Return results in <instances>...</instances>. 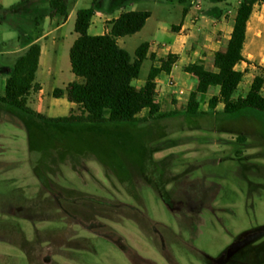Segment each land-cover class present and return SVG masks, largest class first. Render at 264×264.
<instances>
[{"label":"rangeland","instance_id":"rangeland-1","mask_svg":"<svg viewBox=\"0 0 264 264\" xmlns=\"http://www.w3.org/2000/svg\"><path fill=\"white\" fill-rule=\"evenodd\" d=\"M191 1L127 4V11H150L151 17L120 46L135 56L144 42L171 45L173 25L184 22ZM199 1L202 14L215 10L214 0ZM114 2L101 0V7ZM238 5L218 4L226 24L216 36L220 46L227 43ZM38 7L20 15L0 11V96L8 77L4 67L13 63L7 52L23 36H39L49 27L36 19L45 3ZM75 18L54 34L65 39L51 46L47 73L41 68L36 75L47 99L32 104L40 103L51 118L68 115L54 89L81 81L69 58L78 36ZM15 19L21 20L18 27ZM252 50L248 44L246 53ZM207 63L210 68L212 61ZM151 66L144 61L140 80ZM250 80L243 79L236 97L247 93ZM215 94L212 88L202 95L198 115L186 114L182 103L170 117L100 130L74 126L64 132L43 124L35 128L34 148L22 118L7 111L19 124L0 122V264H264V113L228 117L223 104L210 107ZM163 105L166 110L170 103ZM147 116V110L140 114ZM170 194L184 200L175 210L165 202Z\"/></svg>","mask_w":264,"mask_h":264},{"label":"trees","instance_id":"trees-1","mask_svg":"<svg viewBox=\"0 0 264 264\" xmlns=\"http://www.w3.org/2000/svg\"><path fill=\"white\" fill-rule=\"evenodd\" d=\"M30 0H20L9 8L15 12ZM91 6L77 11L75 32L78 37L74 41L70 52L72 72L81 79L69 83L65 90L56 88L55 98L67 94L70 102L78 105L80 113L71 112L67 116L48 117L29 106V97L33 92L41 89L36 82V75L40 65L41 45L33 43L20 56L14 66L5 67L7 74L5 94L0 96V107L13 115L20 116L30 132L31 147H37L39 141L35 128L46 124L60 131L71 130L74 126L99 129L108 125L124 123L136 124L149 119H163L176 115L177 110L166 112L162 110L157 98L156 78L163 72L170 73L177 61V56L169 54L162 59L160 66H152L143 87L138 89L133 81L138 79L143 62L148 56L150 44L142 43L132 56L128 50L121 47L118 39L140 32L151 17L150 11H123L116 19L109 22L110 30L102 35H91L89 27L93 16L101 10V0H91ZM226 0H214L220 3ZM264 0H239L233 28L225 48L214 54L215 70H209L201 62L191 63L185 71L195 75L198 85L191 93L185 113L198 115L201 103L199 95L208 93L212 87L218 88L208 103L215 108L223 104L222 113L228 117H236L246 111L264 113V67H259L257 74L246 95L237 96L236 93L243 82L245 72L237 69L242 62H249L244 55L247 40L248 23L257 3ZM71 0H50L51 16L69 15ZM186 12V10H185ZM222 15V11L220 12ZM2 20L0 19V25ZM150 58L155 60V55ZM147 117H140L144 111ZM67 129V130H66ZM184 200L174 198L171 194L165 199L166 204L175 210L176 203ZM249 241V239L247 240ZM246 242L233 248L237 251Z\"/></svg>","mask_w":264,"mask_h":264},{"label":"crops","instance_id":"crops-1","mask_svg":"<svg viewBox=\"0 0 264 264\" xmlns=\"http://www.w3.org/2000/svg\"><path fill=\"white\" fill-rule=\"evenodd\" d=\"M19 1L20 0L16 1L15 3H10V1L8 0H0V11L9 12L8 11L9 8L19 3ZM49 2L50 0H30L26 5L18 9V12L15 11L13 13L14 15L34 13V9L38 10L39 8L38 6H40V4L45 3L46 5L45 12H42L41 14L36 13L37 14L36 19L43 18V21H45L47 25H49V27L48 29L44 30L39 36H36V37L31 36V35L23 36L21 38L19 45L15 46L12 50L7 52L9 55H11V57L13 56V59H11L13 63L12 65L5 66V67L14 66L17 59L27 51V49L29 48L31 44L39 43L41 45L42 40L49 41V38H51L52 40L50 42V45L48 41L45 46L41 45L42 51H41L40 65L38 69V72L42 68V70L47 73V71L49 70L48 59L51 55V46L55 44L57 40L65 39L64 34H61V37L59 38L55 37L54 34L57 32H62L64 28L67 26V24L71 21V19L77 14V11L79 9L90 7L92 3L91 0H71V8L69 11V15L67 17H64V16H51L50 9H49ZM134 2L135 0H115L114 4H112L110 8H107L106 10L105 9L98 10L91 20V24L89 27V33L91 35H102L108 32L110 30L109 22L112 19L118 18L123 11H127L126 10L127 4L132 5L134 4ZM214 3L215 5L213 6L214 7L213 9L215 10L210 11L208 15L201 13V15L198 17V22L195 26H192L189 20L191 16L193 15V12L190 10V3H189L184 9V22L183 23L181 22L180 24H177V25H173L174 27H176V30L173 31L172 33L173 42L171 45L168 46L164 44L162 46H159L153 42H148L150 44V48H149L148 56L145 60H151L152 66H160L161 64L160 61L162 59H165L169 54H174L177 56V61L173 65L171 72L170 73L163 72L156 78L157 98H158L159 103L161 104L163 111L170 112V111L177 110L179 109L182 103H185L187 106L191 93L196 90L197 85H198V79L195 75L186 72L185 67L191 63L201 62L206 66L207 69L215 70L214 54L217 50L225 48L228 43V40L232 32L235 16L232 20V24L230 27V34L227 37V43L224 46H220V41L216 40V36L219 31L225 28L226 24L223 23L219 19L221 18L219 17L220 15L219 10L221 9V8H218L219 3L217 2H214ZM84 4L86 5L89 4V6L81 7ZM256 8L258 7L255 6L254 12L248 23L247 40H246L245 50H244V55L249 62H242L241 64L237 65L238 70L245 72L244 78L246 76H252V80L249 81V88H250V85L254 77L257 74H259L258 72H255L254 70L259 67H264V7H259L258 9L260 10L258 12H256ZM19 20L20 19H15V25L17 27L21 24V20L20 21ZM75 21H76V18H75ZM36 23L38 24L39 22L36 21ZM251 24L253 25V30H254L253 33L250 32ZM185 27L192 28L190 35H186V36L183 35L182 30ZM123 38L124 37L118 39L119 44L121 42V39ZM248 44L252 46L253 50L252 52L247 54L246 46ZM151 54L155 55V60H152L150 58ZM44 58L46 59L45 61H43ZM208 60L212 61L210 68L207 66ZM241 66L242 68H239ZM47 77H50V75H48ZM6 79L7 77H5V83H6ZM146 80L144 79L140 80L138 78L133 81V84L138 89H140L141 87L144 86ZM36 82L40 85L41 89L37 92H33L30 95L28 103H29V106H31L33 109L37 110L40 113H44V110H42L41 104L39 103L47 99L46 96L42 97L45 91L44 85L43 83L37 80V76H36ZM170 82H175L176 84L171 85ZM212 88H215V87H212ZM212 88L209 89L208 93L210 92ZM180 89H183L184 93H180L179 92ZM215 89H217V93H218L219 89L218 88H215ZM208 93L199 95V100H201L202 95H207ZM35 99H38L39 101L38 108H34L32 104V101ZM58 99L66 102V108H67L68 115L71 112L75 113L76 109L79 110V107L77 104L72 103L68 100L67 94H64L63 97L58 98ZM164 102L170 103V105H167L166 110H164V105H163ZM4 120H9L12 123L19 124L15 116L10 115L3 109V107H0V122Z\"/></svg>","mask_w":264,"mask_h":264},{"label":"built area","instance_id":"built-area-1","mask_svg":"<svg viewBox=\"0 0 264 264\" xmlns=\"http://www.w3.org/2000/svg\"><path fill=\"white\" fill-rule=\"evenodd\" d=\"M256 7H264V1L259 2L256 4ZM190 10L193 12V15L191 16V18L189 19L191 22L192 26H195L198 22V17L201 15V3L199 0H192L190 2ZM192 31L191 27H185L182 30L183 35H190ZM171 85H175V82H170ZM180 93H184L183 89L179 90Z\"/></svg>","mask_w":264,"mask_h":264}]
</instances>
